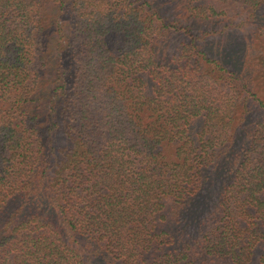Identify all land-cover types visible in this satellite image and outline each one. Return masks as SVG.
Returning <instances> with one entry per match:
<instances>
[{"label": "trees", "instance_id": "obj_1", "mask_svg": "<svg viewBox=\"0 0 264 264\" xmlns=\"http://www.w3.org/2000/svg\"><path fill=\"white\" fill-rule=\"evenodd\" d=\"M47 1L67 62L39 112ZM191 1L181 23L148 0H0V264H264V101L193 33L232 15L264 71V0Z\"/></svg>", "mask_w": 264, "mask_h": 264}, {"label": "rangeland", "instance_id": "obj_2", "mask_svg": "<svg viewBox=\"0 0 264 264\" xmlns=\"http://www.w3.org/2000/svg\"><path fill=\"white\" fill-rule=\"evenodd\" d=\"M152 6L156 7L160 14L162 13L165 19L173 21L178 18L181 23H186L189 21L188 12L184 9L186 4V0H148ZM191 2L201 3L199 0H193ZM202 4V3H201ZM50 1H47L42 6L43 16L48 19L50 22L45 21L44 26V43H45V61L47 63V69L43 70V79L41 81V90L39 88L38 94L41 95V99H37L36 110L42 112L43 108L47 106L44 102L46 100L45 96L48 88V84L50 82V77L53 76L54 69V58L58 55L61 57L63 65H66V57L64 56V45H65V35L67 33V25L63 24L61 28L57 29V25H55L51 20H54L56 15V10L53 7ZM216 11L217 7L214 8ZM219 13V12H218ZM233 16L228 14H221L214 17H206L205 20L197 21L196 24L199 27H194L195 30L193 33L200 32L199 36L204 38L200 40V43H204L207 50L213 53L215 56H221L224 58V62L232 67H235L236 70L242 75L243 80L246 82L248 88L253 90L255 94L264 101V71L257 69L254 66L251 51L247 49L249 47V36L248 34L242 33L240 28L236 29V27L228 24V20H232ZM64 22V16L60 19ZM59 22V21H57ZM234 25V24H233ZM167 42L172 43H180L181 40L185 38L184 33L180 31H169L166 34ZM164 40V38H163ZM250 48V47H249ZM218 56V57H219ZM62 65V66H63ZM47 86V87H46ZM59 96H54L56 102L59 100ZM254 105H257V102H254ZM260 118H264V115H256ZM222 159V157H221ZM223 163V161H221ZM219 171H222V166H217L216 168ZM217 170H214L207 178L199 191L197 197L193 202V206H189L187 211V218L190 220L189 222H194V218L199 216V213L203 212L204 209L208 206V201L210 202L213 196L215 195V189L217 184L220 182V175ZM213 177V178H212ZM196 202V205H195ZM195 205V206H194ZM192 238L194 236V230L191 232ZM190 233V234H191ZM189 234V235H190ZM68 235V232H66ZM89 248L88 250H90ZM92 255H97V251L92 250ZM98 263L100 264H108L106 261H102L98 259Z\"/></svg>", "mask_w": 264, "mask_h": 264}]
</instances>
